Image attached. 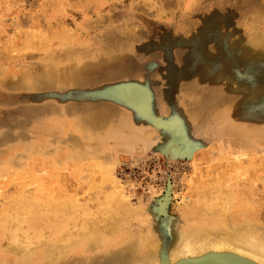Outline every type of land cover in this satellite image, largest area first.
Returning <instances> with one entry per match:
<instances>
[{
  "label": "rangeland",
  "instance_id": "obj_1",
  "mask_svg": "<svg viewBox=\"0 0 264 264\" xmlns=\"http://www.w3.org/2000/svg\"><path fill=\"white\" fill-rule=\"evenodd\" d=\"M211 194L264 231V0H0V264L164 255Z\"/></svg>",
  "mask_w": 264,
  "mask_h": 264
},
{
  "label": "bare ground",
  "instance_id": "obj_2",
  "mask_svg": "<svg viewBox=\"0 0 264 264\" xmlns=\"http://www.w3.org/2000/svg\"><path fill=\"white\" fill-rule=\"evenodd\" d=\"M209 197L199 195L188 203L187 223L176 230L178 238L164 255L160 241L140 238L134 252H140L137 254H141V258L135 259L134 254L129 264H264V231L246 224L245 209L231 214L224 195V198L213 194ZM210 208L220 210L210 214L206 212ZM192 214H200L199 219L195 220ZM68 239L61 236L55 239V244L51 241L50 246L62 251ZM121 264L128 263L122 261Z\"/></svg>",
  "mask_w": 264,
  "mask_h": 264
}]
</instances>
